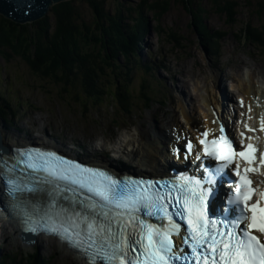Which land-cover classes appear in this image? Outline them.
<instances>
[{
	"label": "snow or ice",
	"instance_id": "snow-or-ice-1",
	"mask_svg": "<svg viewBox=\"0 0 264 264\" xmlns=\"http://www.w3.org/2000/svg\"><path fill=\"white\" fill-rule=\"evenodd\" d=\"M260 125L264 131V116ZM219 131L212 139L204 131V138L198 141L203 155L218 163L215 174L209 173L203 180L182 176L165 183L122 181L55 152L28 150L20 153L26 158L27 175L19 180L9 178L8 194L13 207L29 220L33 213L43 212L44 222L36 221L39 227L26 230L59 235L85 257L86 264H264V191L254 200L256 189L249 177L258 172L256 167L245 168L241 175L236 164L238 183L227 200L229 207L223 209L224 218L209 215L214 189L205 184L215 185L217 176L235 164V157L254 164L258 151L252 143L238 150L223 126ZM185 147L191 154L195 145L188 141ZM259 162L264 167V153ZM29 193H46V208L32 204ZM237 210L239 214L229 219Z\"/></svg>",
	"mask_w": 264,
	"mask_h": 264
},
{
	"label": "rangeland",
	"instance_id": "rangeland-1",
	"mask_svg": "<svg viewBox=\"0 0 264 264\" xmlns=\"http://www.w3.org/2000/svg\"><path fill=\"white\" fill-rule=\"evenodd\" d=\"M138 1L121 0V4ZM168 1L170 7L163 15L160 24L163 29L167 31L172 29L179 35V45L172 41L168 42L164 34L158 36L152 31L143 38L139 50L141 56L138 57H141L143 62L150 61L152 69L147 75L143 66L138 64L129 75L128 79L131 80L127 82V88L131 95L130 113L126 115L120 109V106H125L126 101L118 94H112L118 85L115 79L105 83L111 92L105 94L103 100L96 105L81 95L80 97L87 102L85 109L80 99H74L60 92L57 85L35 76L20 58L0 56V96L8 101V108L15 111L13 123L8 126L22 127L24 132L27 130L26 127H29V131H34V134L45 130L51 136L60 135V139L65 137L68 140H82L87 144L96 138V144L107 152L113 145V143L109 145L108 140L111 130H114L118 135V140H114L119 146L117 148L128 151V146L123 147L124 140L129 137L132 141L142 120L148 123V114L154 123L153 119L161 122L164 113L166 117L163 120L168 119L175 112L177 121L181 123V118L177 114L179 101L186 111L189 110L195 115L199 111L203 117L202 98L206 92H209L208 95L214 92L218 94L219 88L226 85L227 91L234 95L237 93L243 95V90L240 88L248 87V76L253 84L264 83V48L247 44L238 37L240 28L245 23L264 24V0H235L237 15L233 23H229L225 15L217 12L210 0H195L205 8L203 20L208 27L224 34L219 42L220 55L210 54L209 51L206 53L195 28L191 25L192 15L181 1ZM107 2L112 4L114 0ZM258 9L260 13L257 12ZM86 13V11L82 12V14ZM242 72H244L243 76ZM144 77L148 80V90H151L152 98L164 101L152 103L149 109L146 108L143 97L147 90L140 87ZM119 81L124 83L121 79ZM181 91L191 97L188 105L179 97ZM114 123H117V128H112ZM141 126L144 129L148 127L144 123H141ZM157 126L162 129L160 125ZM113 154L125 159L120 152ZM33 248L35 247L22 246L19 239L9 235L1 226L0 221V250L3 253L11 252L12 255V251L20 252L22 249L28 251ZM38 252L50 262L73 264L70 255L56 247L53 242L45 241Z\"/></svg>",
	"mask_w": 264,
	"mask_h": 264
},
{
	"label": "trees",
	"instance_id": "trees-1",
	"mask_svg": "<svg viewBox=\"0 0 264 264\" xmlns=\"http://www.w3.org/2000/svg\"><path fill=\"white\" fill-rule=\"evenodd\" d=\"M180 1L192 15L191 25L201 45L210 54L220 55L223 32L205 23L203 5L195 0ZM210 1L229 23L235 22L237 1ZM169 7L168 0L124 4L121 0H114L112 4L107 0H65L29 23H16L0 14V56L20 58L35 76L57 85L60 92L80 99L85 109L87 102L80 96L84 95L96 105L111 92L105 83L115 79L118 85L112 94H118L129 107L127 82L131 80L128 78L134 66L140 62L143 38L152 31L158 36L164 34L168 42L179 45V35L172 29H163L160 24ZM84 11L87 13L82 14ZM257 12L260 13V9ZM238 37L247 44L264 48V24L245 23ZM144 67L149 73L151 66L145 64ZM140 87L148 89L146 78ZM144 95L152 99L150 91ZM1 111L0 107V115ZM10 254L0 255V264H53L36 250Z\"/></svg>",
	"mask_w": 264,
	"mask_h": 264
},
{
	"label": "bare ground",
	"instance_id": "bare-ground-1",
	"mask_svg": "<svg viewBox=\"0 0 264 264\" xmlns=\"http://www.w3.org/2000/svg\"><path fill=\"white\" fill-rule=\"evenodd\" d=\"M249 80L250 79H248L249 83H247L248 87L245 88L244 86L243 87L240 86L241 87L240 89L243 90V94H244L243 97L245 98L246 96V98L249 99V101L252 102L253 105L255 106L257 117L261 118L262 116H264V83L260 85H255ZM177 90L179 92V88ZM208 97L209 98L204 96L202 98V102L204 106V111L202 112L203 117H205L208 114L210 115L211 110L207 103L209 100H210V104L219 106L217 94H210L208 95ZM178 107H179L180 116L183 117L188 123L191 122L192 120H195L186 112V110L181 104H179ZM147 120H148V123H147L148 127L146 129L142 128L141 131L139 129L138 136L135 139V141L137 142V147H138V152H139V154L135 156V159L139 163L152 166V165L158 164L159 151L164 150L166 148L167 143L171 140V137H172L170 134H173L176 131H178L179 125L176 121L175 113L170 115L168 119H164L162 121V124L160 125L162 129H160V127H158L155 123L152 122V117L150 116V114H148ZM149 128H151V131H153V138H150L148 136V131H150ZM163 129H166L167 133L165 132L161 133V130ZM0 130H2L1 123H0ZM3 134H4L3 135L4 137L5 133ZM11 136L12 137L10 138H6V140H8V142L11 144L17 143L22 140V137L18 135L12 134ZM69 255H70L69 257L70 261L73 264H85L84 261L77 258L76 256L72 254H69Z\"/></svg>",
	"mask_w": 264,
	"mask_h": 264
},
{
	"label": "water",
	"instance_id": "water-1",
	"mask_svg": "<svg viewBox=\"0 0 264 264\" xmlns=\"http://www.w3.org/2000/svg\"><path fill=\"white\" fill-rule=\"evenodd\" d=\"M64 0H0V14L16 23H27L47 14L51 5ZM0 149V155L2 154Z\"/></svg>",
	"mask_w": 264,
	"mask_h": 264
},
{
	"label": "clouds",
	"instance_id": "clouds-1",
	"mask_svg": "<svg viewBox=\"0 0 264 264\" xmlns=\"http://www.w3.org/2000/svg\"><path fill=\"white\" fill-rule=\"evenodd\" d=\"M65 1V0H64ZM60 2H62V1H60ZM59 3V2H58ZM56 4V3H55ZM55 4H53V5H55ZM53 5H51V6H53ZM51 6H50V8H51ZM50 8H49V10H50ZM49 12V11H48ZM47 12V13H48ZM27 23H29V22H27ZM24 24V23H23ZM208 51L206 50V53H207ZM140 56H141V54H139ZM142 57H144V55L142 56ZM139 61L140 62H137L136 63V65L134 66V67H137V65L139 64V65H141V66H143V68H145L144 67V65L145 64H148V65H150L151 66V69H152V65H151V63H150V61H142L141 60V57L139 58ZM141 62H142V64H141ZM163 67V66H162ZM145 70H146V68L144 69V72H145ZM150 72V71H149ZM146 73V72H145ZM147 75L149 74V73H146ZM144 78H146V77H144ZM144 78H142V81H141V84L143 83V81H144ZM147 79V78H146ZM147 82H148V80H147ZM141 84H140V86H141ZM225 86V88H223ZM224 86H221L220 88H219V92H218V94H217V96L219 97L222 93H221V91L222 90H224V91H226L227 93H229V94H231V95H233V96H236L237 97V95H241V94H239V93H237V94H233V93H231L230 91H227V87H226V85H224ZM217 87H219V85H217ZM148 88H149V83H148ZM214 88H212V90H213ZM147 91H150V93H151V90H148V89H146ZM184 92V91H183ZM214 92V91H213ZM240 93H242V92H240ZM206 94H208V92H206ZM214 94H216V92H214ZM244 95V94H243ZM243 95H241V96H243ZM152 97V96H151ZM1 101L2 102H4L5 104H6V100L5 99H3L1 96H0V107L2 108V111H1V115H0V117H4V118H6V116L4 115V112H5V109L3 108V106H2V104H1ZM210 101V100H209ZM148 103L149 104H152V103H154V99L152 98H150V99H148ZM7 105V104H6ZM182 106H183V104H182ZM208 106H209V108H210V110H211V112H210V115L208 114V115H206V116H208V117H213V106L215 107V106H217V105H212V104H210V102H208ZM147 109H149V108H147ZM14 252H16V251H12V253H14ZM30 252V251H29ZM11 253V252H10ZM2 254H4L3 253V251H1V253H0V255H2ZM39 254V253H38ZM13 255V254H12ZM40 255V254H39ZM41 256V255H40Z\"/></svg>",
	"mask_w": 264,
	"mask_h": 264
}]
</instances>
